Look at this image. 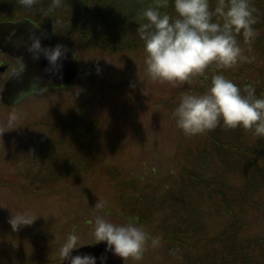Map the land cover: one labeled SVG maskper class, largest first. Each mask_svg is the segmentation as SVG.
Masks as SVG:
<instances>
[{"label": "trees", "instance_id": "1", "mask_svg": "<svg viewBox=\"0 0 264 264\" xmlns=\"http://www.w3.org/2000/svg\"><path fill=\"white\" fill-rule=\"evenodd\" d=\"M153 3L154 0H62L55 7L52 0H37L31 8H25L18 0H0L5 18H31L55 41L81 57L89 52L146 53L138 23L144 22L141 14ZM216 3L217 0H210L212 10ZM249 3L257 18L253 25L256 36L251 43H245L242 34H237L236 39L242 54L251 51L257 60H242L233 65L236 68L211 63L206 74L197 76L203 84L192 95L203 94L212 76L223 74L241 90L247 84H254L256 95L264 96V0H249ZM161 11L175 16L171 0L169 7ZM213 19L222 23L217 17ZM187 83L174 88V97L179 103L193 91ZM160 89L163 93L155 96L156 101H163L170 109L172 101L167 94L170 88ZM97 123V118L86 115L77 105L64 110L61 119L47 125V129L25 135L33 148L40 143L44 150L43 166L31 164L38 162L41 155L38 150L21 159V164L15 167L16 173L30 179L33 189L49 191L59 190L55 188L59 181L66 185L67 179L80 181V175L91 172L118 177L114 166H105L100 160L97 165L93 162L94 149L90 146L94 145V138L102 137ZM179 132L176 171L163 177L152 173L146 178L135 175L117 185L114 194L119 193L117 202L121 209L113 210L114 217L134 222L150 237H159L160 243L166 245V252L181 258V264H264V234H251L247 221L248 211L260 212L264 208V202L259 199V193L264 191V137L241 127L229 128L222 120L214 129L200 134H185L180 128ZM2 180L6 184L5 180L10 179L2 177ZM206 214L216 217L220 225L210 235L204 232ZM36 250L14 264L53 261L47 256L44 258V254L37 255Z\"/></svg>", "mask_w": 264, "mask_h": 264}, {"label": "rangeland", "instance_id": "2", "mask_svg": "<svg viewBox=\"0 0 264 264\" xmlns=\"http://www.w3.org/2000/svg\"><path fill=\"white\" fill-rule=\"evenodd\" d=\"M74 53L85 67L87 77L82 83L61 90H39L10 109L0 104V128L11 127L0 132V264H14L34 248L37 255L44 254V258L53 260L45 264H61V249L70 234L78 236L76 247L96 240L97 216L117 225L130 222L114 217L113 210L121 209L117 202L119 193L114 194L117 185L128 182L135 175L146 178L152 173L163 177L176 171L180 132L172 109L179 104L174 88L183 82L153 81L147 73L144 52L116 55L89 52L84 57ZM245 59L257 60L248 50L237 63ZM207 71L205 68L203 73ZM200 74L192 76L186 84L192 86L190 95L196 94V89L203 84L197 77ZM162 87L170 88L167 93L172 101L170 109L163 101H156L155 96L163 93ZM73 105L98 119L97 129H101L102 137L94 138V145L90 146L94 149L93 162L97 165L100 160L105 166H114L119 178L91 172L80 175V181L67 179L66 185L59 181L55 185L59 190L33 189L30 179L20 177L15 167L21 164V159L38 150L41 152L39 160L31 164L42 167L44 150L40 143L33 148L25 135L47 129V125L59 121L62 112ZM9 113L17 116L11 124ZM2 177L10 180H5L4 184ZM259 195L264 202V191ZM97 203H103V208L96 209ZM18 214L35 220L13 230L9 221ZM203 220L207 235L220 227L218 219L212 215L206 214ZM247 221L251 234H264V208L260 212L248 211ZM124 264H181V258L168 254L164 243L152 247L149 241L140 260L128 257Z\"/></svg>", "mask_w": 264, "mask_h": 264}, {"label": "clouds", "instance_id": "3", "mask_svg": "<svg viewBox=\"0 0 264 264\" xmlns=\"http://www.w3.org/2000/svg\"><path fill=\"white\" fill-rule=\"evenodd\" d=\"M52 2L59 7L62 0ZM18 3L31 8L37 0H18ZM169 3L170 0H154L153 5L141 14L144 22L138 23L145 46L147 73L153 81H189L213 62L229 68L241 57L236 35L242 34L245 43H251L256 36L253 25L257 18L249 0H217L214 10L210 8V0H171L175 16L161 11L168 8ZM214 17L222 23L214 21ZM29 50L34 55L42 54L52 67L62 59L59 47L42 49L39 38H33ZM174 115L177 126L189 135L214 129L222 120L229 128L241 127L257 137H264V96L256 95L254 84H247L241 90L223 74L213 75L203 94L184 95ZM16 119L15 113H9V124ZM9 128H0V132ZM95 208H103V203H97ZM34 220L26 214H18L12 216L9 223L16 230ZM94 236L98 242L106 243V250L134 260L142 258L149 241L152 247L160 243L159 237H150L134 222L117 225L102 216L95 220ZM77 240L76 234H70L63 245L65 264H97L98 259L104 264L106 257L97 258L76 251Z\"/></svg>", "mask_w": 264, "mask_h": 264}, {"label": "water", "instance_id": "4", "mask_svg": "<svg viewBox=\"0 0 264 264\" xmlns=\"http://www.w3.org/2000/svg\"><path fill=\"white\" fill-rule=\"evenodd\" d=\"M0 44L14 54L21 56V66L6 80L1 92L4 103L15 104L25 96L43 89L75 86L83 82L86 71L69 48L54 43L48 33L28 17L0 24ZM33 38H39L42 49L59 47L62 59L56 66H49L42 54L31 52ZM38 56V58H35ZM35 85V87H33ZM76 251L90 253L97 258L106 257L104 264H123L124 258L106 250L105 242L95 241L76 247ZM75 254V251L74 253ZM61 264H65L64 257ZM100 264V260H97Z\"/></svg>", "mask_w": 264, "mask_h": 264}, {"label": "flooded vegetation", "instance_id": "5", "mask_svg": "<svg viewBox=\"0 0 264 264\" xmlns=\"http://www.w3.org/2000/svg\"><path fill=\"white\" fill-rule=\"evenodd\" d=\"M17 18L10 19L5 18L3 9L0 6V24L4 21H14ZM3 32H1V35ZM21 66V58L20 55L14 54L6 49L3 45L0 44V104L5 105V107L9 108L14 105H7L1 99V92L3 90L4 84L6 80L12 75L14 71L19 69ZM1 106V105H0ZM9 112V110H7Z\"/></svg>", "mask_w": 264, "mask_h": 264}]
</instances>
